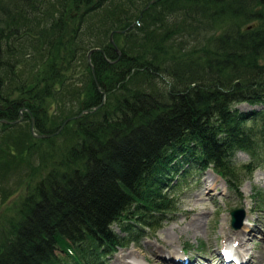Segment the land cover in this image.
<instances>
[{"label": "trees", "instance_id": "16d2710c", "mask_svg": "<svg viewBox=\"0 0 264 264\" xmlns=\"http://www.w3.org/2000/svg\"><path fill=\"white\" fill-rule=\"evenodd\" d=\"M148 2L0 0V118L22 113L0 122L1 197L30 178L0 212V264H107L176 209L191 167L239 191L264 163V0ZM25 41L38 58L29 70ZM81 41L104 53L89 64ZM80 56L78 82L68 74ZM68 78L78 111L91 110L33 136L31 117L46 133L78 113L55 117L48 102Z\"/></svg>", "mask_w": 264, "mask_h": 264}, {"label": "rangeland", "instance_id": "374dc122", "mask_svg": "<svg viewBox=\"0 0 264 264\" xmlns=\"http://www.w3.org/2000/svg\"><path fill=\"white\" fill-rule=\"evenodd\" d=\"M23 45L20 50V65L27 70L35 68L38 66L36 53H33L28 42L25 41ZM88 47L86 41L77 44L78 51L85 48V55ZM28 58L32 62L29 66ZM80 58L82 59L74 63L75 68L68 74L78 82L84 81L88 74L84 57ZM86 59L88 57L85 56ZM88 62L91 64L90 59ZM71 81L72 78H68L61 85L63 92L48 97L49 103L50 100H55V117H60L62 110L65 113H74L79 109L80 100L72 97L76 95ZM238 107L248 109L251 104L243 102ZM78 113L81 115L84 112ZM74 115L76 114L71 116ZM0 132L3 134L0 135V142L5 144L6 131ZM55 140L60 141V136L55 137ZM248 157L246 151L238 149L233 156L237 163L246 161ZM34 158L33 164L37 163V158ZM187 166L184 163V167ZM179 177L180 171L172 176L171 181L174 182ZM28 181L30 178L27 176L7 197H1L0 192V212L10 209L11 204L23 193ZM182 182H187L188 187H183L178 195L176 209L168 211L167 217L155 229L144 227L147 232L138 234V240L130 239L125 246H119L115 252L107 255V264H226L223 259L226 248L231 250V257L236 254L241 258L239 263L234 264H264V163L253 171L251 177L242 181L239 191L229 189L225 180L210 167H191ZM236 207L244 210L243 223L246 224V229L242 225L237 228L231 225L230 211ZM114 229L120 232L118 226L114 225ZM239 230L241 233L237 234ZM229 264L232 262L229 261Z\"/></svg>", "mask_w": 264, "mask_h": 264}, {"label": "water", "instance_id": "95a60500", "mask_svg": "<svg viewBox=\"0 0 264 264\" xmlns=\"http://www.w3.org/2000/svg\"><path fill=\"white\" fill-rule=\"evenodd\" d=\"M153 1H155V0H149V2L146 4L145 7H147V6L149 5V3H150V2H153ZM118 31H122V30H118ZM112 34H113V32L110 33V40L113 42L115 50L118 51V53H120V52H119L120 49H119V47L115 44V42H114V40H113V37H112ZM97 49H98V47H94V48H91V49L89 50V52H88V59H90V58H89V54H90L93 50H97ZM97 85H98V83H97ZM103 96H104V92H103ZM102 102H103V100L101 101V103H102ZM101 103H100V104H101ZM100 104L94 106V108L98 107ZM89 110H91V109H89V108H84V109L81 110V112H86V111H89ZM19 113H20V114H19V117L16 118V119H13V120H6V119H3V118H2V119L0 118V122L13 123V122H15V121H17V120H19V119L21 118L22 113L20 112V110H19ZM79 115H80V113L74 115V117L79 116ZM72 117H73V116H68V117L64 118V120L61 122V124L59 125L58 128H56L53 132H46V133H37V132H35V131L33 130V124H32L33 118L31 117V118H30V121H29V129H30V131H31V134L34 135V136H36V137H47V136L53 135L54 133H58L59 130L63 127V125H64L69 119H71ZM230 214H231V220H230L231 225H232L233 227H235V228L240 227V226L243 224V217H244V210H243V208H242V207H236V208H233V209L230 211Z\"/></svg>", "mask_w": 264, "mask_h": 264}, {"label": "bare ground", "instance_id": "6f19581e", "mask_svg": "<svg viewBox=\"0 0 264 264\" xmlns=\"http://www.w3.org/2000/svg\"><path fill=\"white\" fill-rule=\"evenodd\" d=\"M195 217V216H194ZM244 224V225H243ZM242 224V228L245 226V229H246V224L245 223H243ZM244 229V230H245ZM196 230V229H195ZM237 234H239V233H241V230H239V232H236ZM232 240V239H231ZM231 242V241H230ZM241 243V242H240ZM240 246V245H239ZM226 247V246H225ZM245 247H246V245H245ZM250 248V247H249ZM226 251H227V253L230 255L231 254V250L229 249V248H226ZM236 253V252H235ZM178 256V255H177ZM216 257V256H215ZM234 257L237 259L238 257H237V255L236 254H234ZM239 259H241L240 257L238 258V260ZM219 260V259H218ZM230 262H232L233 261V257H231L230 256V260H229ZM262 262H263V260H262ZM174 263V262H173ZM175 264V263H174ZM177 264V263H176ZM186 264V263H185ZM202 264V263H201ZM204 264V263H203Z\"/></svg>", "mask_w": 264, "mask_h": 264}, {"label": "flooded vegetation", "instance_id": "af4514ba", "mask_svg": "<svg viewBox=\"0 0 264 264\" xmlns=\"http://www.w3.org/2000/svg\"><path fill=\"white\" fill-rule=\"evenodd\" d=\"M113 43V42H112ZM116 44V43H115ZM117 45V44H116ZM98 47V46H97ZM90 48L88 49V52H89ZM102 54L104 53V50L101 48V47H98V49ZM88 52L86 54V56L88 57ZM118 52V51H117ZM91 54V53H90ZM90 54H89V58H90Z\"/></svg>", "mask_w": 264, "mask_h": 264}]
</instances>
